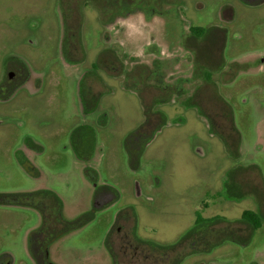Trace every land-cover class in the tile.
I'll use <instances>...</instances> for the list:
<instances>
[{
  "label": "flooded vegetation",
  "instance_id": "af4514ba",
  "mask_svg": "<svg viewBox=\"0 0 264 264\" xmlns=\"http://www.w3.org/2000/svg\"><path fill=\"white\" fill-rule=\"evenodd\" d=\"M114 1L116 17L141 18L147 28L119 29V33L126 31L124 34L133 35V41H124L127 47L132 44L130 48L119 41L125 52L132 51V80L124 74L125 64L119 63L117 52L104 45L108 42L102 43L94 61L79 77L83 123L72 130L69 140L88 188L86 201L77 209L70 206L51 183L54 176L45 177L39 160L44 150L42 144L26 135L15 154V162L33 184L20 183L0 190V211L4 215L0 225L7 230L0 248V264H203L199 258L205 253L227 241L246 246L261 227L264 178L259 166L252 164L229 170L221 190L213 196V202L235 204L249 199L252 210L245 207L237 219L220 213L204 216L207 202L202 201L189 228L174 235L156 233L151 211L141 209L146 205L155 209L153 190L161 188V180L154 178L149 186L135 180V200L124 202L122 187L119 185L118 189L102 180L98 130L106 128L109 122L107 112L101 110L109 90L108 82L99 72L102 63L106 71L116 72L117 82L142 104L144 120L123 143L132 173L142 171L146 148L165 128L186 122L182 118L170 119L177 110L185 114L193 111L211 134L220 138L228 155L238 161L241 134L223 95L239 79L264 76V0H218L212 18L197 26L185 16L191 8L204 12L207 8L201 0ZM146 37L152 40L148 44L141 42ZM83 39L82 23L66 27L64 20L58 48L64 68H77L86 62L88 54ZM34 60H38L37 56L33 59L19 54L1 59L0 104L12 102L23 92L31 96L42 89L45 78L54 81L58 78L50 68L39 67ZM93 80L100 83V89L94 88ZM205 97L211 100L206 101ZM10 121L6 114L0 113V127ZM222 130L233 131L234 138L229 141L220 133ZM118 203L119 208L104 232L82 233L94 222L104 224L99 217Z\"/></svg>",
  "mask_w": 264,
  "mask_h": 264
},
{
  "label": "rangeland",
  "instance_id": "374dc122",
  "mask_svg": "<svg viewBox=\"0 0 264 264\" xmlns=\"http://www.w3.org/2000/svg\"><path fill=\"white\" fill-rule=\"evenodd\" d=\"M201 2L207 8L204 12L196 8L186 12L185 17L193 26L207 24L218 0ZM116 4L114 0H0V63L4 56L10 54L27 55L33 59L37 56L38 60L34 63L50 68L58 77L55 81L45 78L42 89L31 96L23 92L12 102L0 104V113L11 120L0 127L1 191L20 183L33 184L15 162V154L23 138L30 135L44 148L39 160L45 177L54 176L51 183L58 187L70 206L77 209L86 201L88 188L81 178V165L72 153L69 140L72 130L83 123L79 111V77L94 61L102 43L108 42L104 45L113 47V51L117 52L119 63L125 64L123 69L127 72L124 74L130 80L132 51L125 52L119 41H133V35L124 34L127 30H134L136 26H140L142 31L147 28L141 18L123 20L116 17ZM64 20L66 27L82 23V41L87 47L88 57L77 68H64L58 55ZM120 27L126 31L119 33ZM151 41L149 37L141 40L146 44ZM130 46L125 43V47ZM99 69L102 79L109 85L108 94L101 104L109 122L106 128L98 130V161L102 180L118 189L120 185L124 190V202L135 200V180L146 186L151 185L154 178L161 180V188L153 190L155 209L148 205L141 209L146 213L151 211L158 229L156 233L174 235L189 228L202 201L207 202L204 216L220 213L237 219L245 207L252 210L249 199L235 204L213 202V196L221 190L227 172L236 166L256 164L264 178V76L239 79L223 95L232 108L235 125L241 134V158L238 161L228 155L220 138L212 135L206 123L196 118L193 111L185 114L177 110L173 111L170 119L182 118L186 122L165 128L146 148L142 171L134 174L129 170L123 143L126 136L144 120L142 104L136 95L126 91L120 81L117 82L115 71H106L102 63ZM93 81L94 88L100 89V83ZM205 100L211 99L205 97ZM220 133L229 141L235 136L229 130ZM118 208L119 203L104 218L99 217L104 224L94 222L82 233L104 232ZM3 217L0 211V222ZM145 221L144 231L148 219ZM6 231L0 225V248L5 242ZM199 259L203 264H264V220L248 245L227 241Z\"/></svg>",
  "mask_w": 264,
  "mask_h": 264
}]
</instances>
